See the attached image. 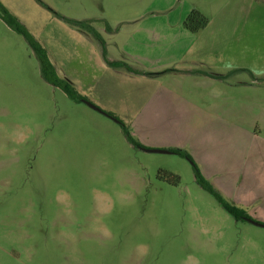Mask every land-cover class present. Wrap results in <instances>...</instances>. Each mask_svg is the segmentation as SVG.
Masks as SVG:
<instances>
[{"label": "rangeland", "instance_id": "rangeland-1", "mask_svg": "<svg viewBox=\"0 0 264 264\" xmlns=\"http://www.w3.org/2000/svg\"><path fill=\"white\" fill-rule=\"evenodd\" d=\"M162 1L0 0L63 70L102 61L101 45L67 19L115 28L179 9L167 0L174 8L163 11ZM233 9L216 45L228 61L264 65V3ZM263 102L247 101L256 107L247 125L264 130ZM89 110L42 78L27 41L0 18V264H264V226L234 219L196 183L187 158L142 149L169 150L153 146L160 138L191 156V135L122 120L133 145L116 120Z\"/></svg>", "mask_w": 264, "mask_h": 264}, {"label": "crops", "instance_id": "crops-1", "mask_svg": "<svg viewBox=\"0 0 264 264\" xmlns=\"http://www.w3.org/2000/svg\"><path fill=\"white\" fill-rule=\"evenodd\" d=\"M166 2H161L163 11L172 5ZM262 3L179 0L178 10L122 19L115 28L97 27L111 32L110 42L94 27L103 45L75 25L79 37L101 45L97 69L85 64L59 69L46 50L58 75L100 109L90 107V115L100 121L115 120L103 112L109 111L121 120L138 119L154 134L179 131L191 135V158L202 175L227 202L264 223V130L246 122L256 108L248 111L247 101L264 97V65L256 59L250 64L228 61L225 48L215 42L226 34L225 21L233 7L250 4L256 8ZM193 8L209 18L196 33L182 24ZM108 61L125 63L129 69ZM151 140L156 141L153 146H172L160 138Z\"/></svg>", "mask_w": 264, "mask_h": 264}, {"label": "trees", "instance_id": "trees-1", "mask_svg": "<svg viewBox=\"0 0 264 264\" xmlns=\"http://www.w3.org/2000/svg\"><path fill=\"white\" fill-rule=\"evenodd\" d=\"M0 18L12 30L21 34L24 37V39L27 41L28 45L31 47L35 56L37 57L41 76L46 82L52 84L53 86L58 87L65 93V95L68 98L76 102H81L82 99H86V97L80 94L68 80L58 75L53 63L49 58L46 48L34 36H32L31 33H29V31L23 26V24H21V22L13 14H11L1 2H0ZM67 20L71 24H74L78 27L87 30L94 38H96L103 45L104 40L101 34L88 22V20H75V19H67ZM208 22H209V18L207 15H205L200 10L193 8L184 18L182 24L185 29L189 30L192 33H196L199 30L203 29ZM108 63L113 66H118L122 64L127 69H129V67L125 63L112 62V61H108ZM103 112L106 115L113 117L120 124L121 130L123 131L125 137L129 142H131L133 145H137L136 141L133 139L132 135L129 133L125 123L122 120L114 117L112 112L109 111H103ZM169 151L179 154L187 158L191 162L193 176L196 183L205 191H207L211 196H213L214 199L230 215H232L234 219L238 220V219L250 218L249 215L242 208L232 205L223 198V196L202 175V173L199 170V167L196 165V163L192 160L191 156L185 150H181L179 148H169ZM162 175L163 178L171 184H177L179 181V177L173 174L172 172L162 171Z\"/></svg>", "mask_w": 264, "mask_h": 264}, {"label": "water", "instance_id": "water-1", "mask_svg": "<svg viewBox=\"0 0 264 264\" xmlns=\"http://www.w3.org/2000/svg\"><path fill=\"white\" fill-rule=\"evenodd\" d=\"M82 102H84V103H85L86 105H88L89 107H91V108H93V109H95V110L100 111V109H99L96 105H94L93 103H91L89 100H87V99H82ZM142 149L145 150V151H152V152H170V151L167 150V149H161V148H145V147H143ZM246 220H248L249 222H251V223H253V224H256V225H259V226H264L263 223L258 222V221H255V220H253V219H251V218H246Z\"/></svg>", "mask_w": 264, "mask_h": 264}]
</instances>
